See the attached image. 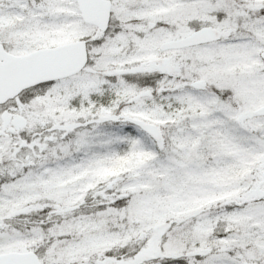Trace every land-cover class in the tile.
I'll return each instance as SVG.
<instances>
[{
    "label": "snow or ice",
    "instance_id": "obj_1",
    "mask_svg": "<svg viewBox=\"0 0 264 264\" xmlns=\"http://www.w3.org/2000/svg\"><path fill=\"white\" fill-rule=\"evenodd\" d=\"M0 264H264V0H0Z\"/></svg>",
    "mask_w": 264,
    "mask_h": 264
}]
</instances>
